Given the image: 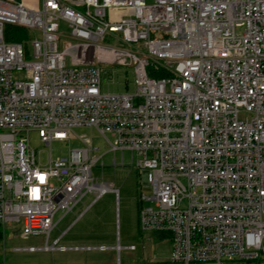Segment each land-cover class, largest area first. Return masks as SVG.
<instances>
[{"label":"built area","instance_id":"1","mask_svg":"<svg viewBox=\"0 0 264 264\" xmlns=\"http://www.w3.org/2000/svg\"><path fill=\"white\" fill-rule=\"evenodd\" d=\"M40 2L0 0V226L47 235L43 247L17 249L94 248L49 243L57 212L88 193L86 210L119 194L93 178L105 153L74 132L88 126L122 164L131 152L151 187L140 195V227L169 235L171 262L264 264V0ZM61 22L75 41L63 49ZM7 24L40 34L32 58L5 39ZM113 64L134 68V92L102 90ZM32 131L48 147L82 146L43 161Z\"/></svg>","mask_w":264,"mask_h":264},{"label":"rangeland","instance_id":"2","mask_svg":"<svg viewBox=\"0 0 264 264\" xmlns=\"http://www.w3.org/2000/svg\"><path fill=\"white\" fill-rule=\"evenodd\" d=\"M28 5L40 7V0H24ZM12 30L18 32L26 30L28 39L24 44L28 54L26 58H32V40L39 33L32 29L23 28L14 24H8ZM65 36L59 39L60 49L70 42L68 38L71 28L66 22L60 23V33ZM106 44L115 45L114 38L107 36ZM126 48L131 47L126 45ZM66 63H70L68 57ZM108 74L103 75L102 90L104 92L125 93L134 92L135 76L134 68L113 64L106 68ZM15 77H20L16 73ZM74 132L78 136L91 138L93 144L100 148L98 154L105 153L102 160L92 170V175L97 182H106L119 189L118 196L113 192L105 193L89 209L87 206L95 198V194L88 193L69 213L62 216L57 212L55 221L57 225L50 233L51 244L56 236L65 230L63 240L59 245L67 246H91L89 250H22L17 248L36 246L43 247L46 244L47 235L22 234L20 223H8L4 227L0 237V259L3 264H61L65 257L72 261L71 264H178L170 261L172 243L169 235H161L151 230H142L139 223L140 195H151V187L144 181L141 172L131 161V152L125 151L122 164L121 153L109 151V146L103 136L96 129L88 126L76 127ZM30 144L41 151L43 161L51 151L54 158L66 155L70 148L82 146L79 139L72 142L53 141L50 147L45 146L37 132L29 135ZM114 158L116 164H113ZM151 201H144L143 205H152ZM86 210V211H85ZM119 246V248H117ZM133 246V249L128 247ZM100 247H106L101 249ZM69 261V260H68ZM70 264V263H69ZM233 264V262H226Z\"/></svg>","mask_w":264,"mask_h":264},{"label":"trees","instance_id":"3","mask_svg":"<svg viewBox=\"0 0 264 264\" xmlns=\"http://www.w3.org/2000/svg\"><path fill=\"white\" fill-rule=\"evenodd\" d=\"M8 25V24H7ZM5 39L7 41H19L23 44L26 43V40L28 39V35L26 30H23L22 32H18L15 29H11L10 27L5 26ZM164 72H150V75H153L155 77H162L164 76ZM3 235V228L0 226V237ZM0 264H3L2 260L0 259ZM233 264H255L252 261H242V260H235L233 261Z\"/></svg>","mask_w":264,"mask_h":264},{"label":"crops","instance_id":"4","mask_svg":"<svg viewBox=\"0 0 264 264\" xmlns=\"http://www.w3.org/2000/svg\"><path fill=\"white\" fill-rule=\"evenodd\" d=\"M66 233H67V230H65L62 234L59 235V236H62L61 239H60V242L63 240V238H64ZM59 236H56L55 239L58 238ZM63 246H67V245L64 244ZM67 258H69V257H65V259L62 260L61 264H69V263L71 264V263H74V262H76V263L78 262V261H74V260L72 261L71 259H67Z\"/></svg>","mask_w":264,"mask_h":264}]
</instances>
